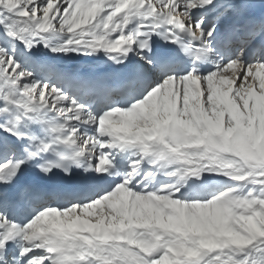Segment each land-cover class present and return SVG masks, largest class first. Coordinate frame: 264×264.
<instances>
[{"label": "snow or ice", "instance_id": "snow-or-ice-1", "mask_svg": "<svg viewBox=\"0 0 264 264\" xmlns=\"http://www.w3.org/2000/svg\"><path fill=\"white\" fill-rule=\"evenodd\" d=\"M0 264H264V0H0Z\"/></svg>", "mask_w": 264, "mask_h": 264}]
</instances>
